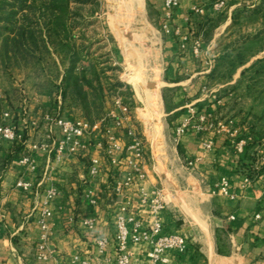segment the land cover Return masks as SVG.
Segmentation results:
<instances>
[{"label":"crops","instance_id":"1","mask_svg":"<svg viewBox=\"0 0 264 264\" xmlns=\"http://www.w3.org/2000/svg\"><path fill=\"white\" fill-rule=\"evenodd\" d=\"M213 1L216 0H178L174 9L170 23L188 36V46L193 38L198 37L201 41L203 54L194 58L180 49V38H172L163 32L162 0H145L163 32L159 37L163 59L160 88L166 115H172L176 124L188 115L187 107L192 105L196 109H209L216 122L231 119L233 125L223 133L202 135L186 131L175 139L173 153L169 155L162 147L158 155L149 147L143 165L145 177L136 180L125 192L131 211L142 216L144 210L136 206L138 186L164 188L167 201L162 213L164 229L182 233L188 240L184 254L168 253L174 264H264V177L254 174L247 181L245 173L248 168L258 172L257 164L250 156L256 148L264 150V145L255 142V137L248 132L253 121L250 109L245 111L239 106L242 98L249 100L250 97L244 96V91L236 95L238 88L234 85L243 66L228 77L217 76L220 68L215 61L218 38L229 26L234 6L216 11L212 8ZM195 6L201 7L203 12L198 14L194 24H188L189 12ZM207 57L212 58L209 68ZM202 86L207 90L203 91ZM35 101V105L42 104L41 108L50 104L49 97L35 98ZM4 109L7 108L3 107L1 111ZM31 115L28 114L25 121L35 118ZM24 129L30 141L37 140L42 132L41 127L30 124ZM245 133L251 135L252 141L244 155H239L233 150L232 143ZM117 135L123 143L122 131ZM206 137L213 141L210 149L202 145ZM98 139L99 133L95 132L91 141ZM12 151L7 145L0 147V264H63L75 253L89 258L93 264H108L96 255L92 240L101 234L111 236L114 231V209L120 199L108 185L128 170L127 153L123 151L118 165L114 166L109 164L102 151L94 145L90 147V153L100 154L102 159L100 173L92 183L100 201L91 209V214L97 218L95 227L84 232L77 220L88 215L89 207L81 200L88 155L79 153L55 164L52 181H47L41 177L47 157L40 151L35 152L38 171L26 175L33 188L23 193L14 185L22 169L8 160ZM194 158L197 160L193 166H187L186 161ZM221 179L228 180L230 195L210 194L211 187ZM51 183L59 190L58 197L52 202L53 234L49 245L53 257L40 262L34 259L39 234L37 205ZM256 213L260 214L259 219L254 218ZM70 218L73 221H69ZM129 249L134 260L144 261L148 246L130 245ZM111 254V251L107 252L108 256Z\"/></svg>","mask_w":264,"mask_h":264},{"label":"built area","instance_id":"2","mask_svg":"<svg viewBox=\"0 0 264 264\" xmlns=\"http://www.w3.org/2000/svg\"><path fill=\"white\" fill-rule=\"evenodd\" d=\"M164 8L165 24L163 32L172 34L181 39L180 49H189L194 58H199L203 54L201 41L198 37L193 38L188 46L189 38L183 35L179 27L170 23L178 0H162ZM224 1L219 0L212 6L219 10L223 7ZM191 11L201 14V7H192ZM207 67H211L212 58H206ZM202 90L207 88L202 86ZM59 103V101H58ZM112 106L105 117L90 123L82 117L65 118L58 113L51 115L42 113L39 120L30 118L25 108H21L20 123L12 122V113L9 109L0 112V142H22L24 151L18 159V165L22 169L19 178L15 181V187L23 193L32 190L33 184L26 179L27 174H33L38 171L37 156L35 152L40 151L46 155V164L42 170L44 180L52 181V172L55 164L64 159L70 158L76 154H87L86 175L83 179V188L81 192L82 202L89 208L97 207L100 201L99 195L92 187V183L99 175L102 165L100 154L90 153V147L102 151L109 164L118 165L119 156L124 151L125 164L128 170L120 177H115L108 187L120 201L116 202L114 209V231L110 235H98L93 238L92 245L98 257H103L108 264H174L169 257L170 252L182 255L188 249V240L185 235L178 232L167 231L164 229L163 211L167 206L165 199V190L161 186H155L147 189L138 186L137 202L144 215H136L130 209L127 201L126 189L136 180L141 181L145 177L143 171L144 159L146 155V146L144 138L136 131L133 119L130 116L131 108L122 101L121 96L114 95ZM188 115L183 117L173 127L175 139H179L186 131H193L202 135L207 133H223L230 129L233 121L228 119L225 122H216L213 113L210 110L198 111L194 106L187 107ZM112 120V124L107 125V120ZM42 121V124H41ZM30 122V123H27ZM30 124L32 127H41L42 132L37 140L30 141L24 138L21 127ZM40 124V125H38ZM122 131L124 142L119 139L117 132ZM99 133L100 139L91 141L92 135ZM252 141L249 133L239 136L232 143L233 150L244 155L246 147ZM213 141L206 137L202 145L205 149L212 147ZM260 146H263L261 144ZM256 169H259L264 163V150L261 147L256 148L253 153ZM197 158L188 159L187 166L191 167ZM247 181H248V176ZM264 177V174H263ZM264 181V179H263ZM139 183V182H138ZM210 194L230 195V185L227 179H221L216 182L209 191ZM59 190L54 184H50L38 202L37 225L39 227L38 239L34 253L36 261L45 262L53 257V252L49 245L50 237L53 234L54 210L52 202L58 197ZM2 214L0 213V221ZM232 218V217H231ZM255 219L260 218V214L254 215ZM69 221H73L70 218ZM97 222L96 216L91 213L80 216L77 223L84 232L91 231ZM1 224V222H0ZM144 244L148 246L144 261L134 260L130 245ZM111 251L110 256L107 252ZM63 264H93L89 258L81 257L78 253L73 254Z\"/></svg>","mask_w":264,"mask_h":264},{"label":"rangeland","instance_id":"3","mask_svg":"<svg viewBox=\"0 0 264 264\" xmlns=\"http://www.w3.org/2000/svg\"><path fill=\"white\" fill-rule=\"evenodd\" d=\"M98 1L97 7L80 8L83 18L78 21L81 26L74 29L75 43L89 45L92 53L87 60L80 61L74 71L78 77L86 75L95 87L93 92L89 87H84L87 91L90 117L96 119L98 115H102L104 109L109 110L114 95L121 96L122 93L124 96H121L122 101L126 100L130 103V116L136 131L144 138L146 151L152 147L154 153L158 155L162 147L166 149L168 155L172 154L171 149L175 144L172 133L175 118L166 115L160 88L163 61L159 39L160 34L163 33L161 24L153 16L145 0ZM217 1L219 0L213 1L212 5ZM223 1L222 10L233 5L235 13L239 11L244 13L238 17L235 24L230 22L224 33L219 36L217 56L226 49L236 48L237 50L231 53L233 57L237 51L245 48L246 50H242L244 53H255L243 65L246 67L264 55V47L262 51L257 52L258 45L245 46L240 42L245 35L255 33L264 26V21L256 20L249 14L254 2L258 0ZM125 2L132 6L131 10L125 6ZM44 57L39 66L16 68L12 71L11 78H7L0 67V111L5 106H9L11 110L21 107L35 118L42 115L44 108H41L40 103L35 105V98L51 99L50 94L55 92L56 85L60 83L64 69L68 65V55L62 50L53 53L50 58ZM91 61L94 66H91ZM94 69L99 73L98 80L93 77ZM229 73L227 63L220 64L217 76L225 78ZM117 80L122 86L110 97L112 93L108 92L107 85ZM240 80L239 76L234 85L238 88L236 95L244 91V84L240 83ZM259 87V89L264 88L263 84ZM263 98L264 94H262ZM69 103L67 100L65 105ZM81 103L78 101L70 103L73 112L78 109L81 113H85ZM239 103V106L246 109L245 111L253 104L251 97L249 100L242 98ZM261 108L258 105L253 111L259 113Z\"/></svg>","mask_w":264,"mask_h":264},{"label":"trees","instance_id":"4","mask_svg":"<svg viewBox=\"0 0 264 264\" xmlns=\"http://www.w3.org/2000/svg\"><path fill=\"white\" fill-rule=\"evenodd\" d=\"M98 5V0H0V67L7 78L12 77V71L16 68L39 66L42 64L44 56L50 58L53 53H58L60 50L68 55V65L64 69L60 83L56 85L55 92L50 94V104L44 108L43 113L51 115L58 113L65 118L82 117L90 123L106 116L108 108L104 109L102 115H98L96 119L90 117L87 104L88 96L84 87H89L91 92L95 91V87L86 75L83 74L78 77L74 74L77 64L80 61L87 60L92 54L89 45L75 43L74 29L81 26L78 20L83 18L80 8L84 6L97 7ZM243 13L244 11L234 12L231 23L235 24L238 17ZM249 14L256 20L264 21V0L254 2ZM197 17L198 13L190 11L188 24H194ZM166 35L178 38L172 34ZM240 42L245 46L256 44L259 47L257 52L262 51L264 47V26L255 33L245 35ZM236 50V48L226 49L215 58L217 65L227 63L230 70L229 76L236 68L245 65L255 55L254 52L244 53L243 51L246 50L244 48L243 51H237L232 57L231 53ZM185 52L191 55L189 49H186ZM91 66H94L92 61ZM92 74L95 79H99V73L95 69ZM240 78V83L244 84V96L251 97L253 102L249 112L253 115L254 120L249 125L248 132L255 137V142L264 145V98L262 99L264 88L259 89V85L263 84L264 86V55L257 58L250 65L243 67L240 71ZM121 86L122 83L118 80L112 84L108 83L107 90L112 93L110 97ZM120 95L124 97L122 93ZM67 100L70 103L82 102L81 106L85 108V113H81L78 109L73 112L72 104L65 105ZM123 102L131 107L126 100H123ZM258 105L262 108L259 113H256L253 109ZM5 107L10 109L12 113V122L19 124L21 107L12 110L9 106ZM197 110L200 112L209 109ZM106 124H112V120L108 119ZM21 130L26 139V129L21 127ZM4 145L12 147L13 151L8 160H12L15 162L16 167H19L18 159L24 151L23 143L0 142V147ZM250 159L253 162L255 161L253 156H250ZM245 173L248 178L253 177L254 174L256 176L263 175L264 163L258 169V172L248 168ZM136 206L140 208L138 202H136ZM91 209H88L87 214L91 213ZM221 251L219 249V252Z\"/></svg>","mask_w":264,"mask_h":264},{"label":"bare ground","instance_id":"5","mask_svg":"<svg viewBox=\"0 0 264 264\" xmlns=\"http://www.w3.org/2000/svg\"><path fill=\"white\" fill-rule=\"evenodd\" d=\"M126 2H127V1H126ZM126 2L124 3L125 6L128 7V8H130V10H131L132 6H131L129 3H126ZM126 7H125V8H126ZM124 36H125V35H124ZM153 92H154V91H153ZM154 93H155V92H154ZM154 93H153V94H154ZM151 103H152V102H151Z\"/></svg>","mask_w":264,"mask_h":264}]
</instances>
